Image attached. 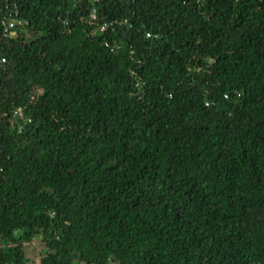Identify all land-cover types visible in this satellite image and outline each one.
Returning <instances> with one entry per match:
<instances>
[{"label": "trees", "instance_id": "trees-1", "mask_svg": "<svg viewBox=\"0 0 264 264\" xmlns=\"http://www.w3.org/2000/svg\"><path fill=\"white\" fill-rule=\"evenodd\" d=\"M35 238L264 264V0H0V264Z\"/></svg>", "mask_w": 264, "mask_h": 264}, {"label": "rangeland", "instance_id": "rangeland-1", "mask_svg": "<svg viewBox=\"0 0 264 264\" xmlns=\"http://www.w3.org/2000/svg\"><path fill=\"white\" fill-rule=\"evenodd\" d=\"M6 248L13 247V245H6ZM45 246L40 238H35L32 241L25 242L26 258L29 264H39L40 256L44 252Z\"/></svg>", "mask_w": 264, "mask_h": 264}, {"label": "built area", "instance_id": "built-area-1", "mask_svg": "<svg viewBox=\"0 0 264 264\" xmlns=\"http://www.w3.org/2000/svg\"><path fill=\"white\" fill-rule=\"evenodd\" d=\"M75 2L76 5H83L86 1L88 0H73ZM93 1H96V2H99L100 0H93ZM91 19L94 20L96 19V9L94 11L91 12ZM15 26V21L14 20H10L8 22V25H7V30H10V34H14L13 30L11 32V28H13ZM106 28V24H103V26H101V29L102 30H105Z\"/></svg>", "mask_w": 264, "mask_h": 264}]
</instances>
